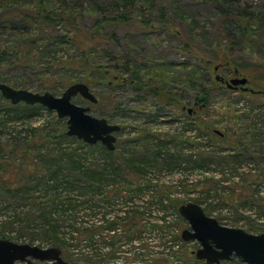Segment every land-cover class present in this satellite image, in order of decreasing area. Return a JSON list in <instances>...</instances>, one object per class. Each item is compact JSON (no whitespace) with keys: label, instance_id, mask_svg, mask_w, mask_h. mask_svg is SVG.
I'll use <instances>...</instances> for the list:
<instances>
[{"label":"trees","instance_id":"16d2710c","mask_svg":"<svg viewBox=\"0 0 264 264\" xmlns=\"http://www.w3.org/2000/svg\"><path fill=\"white\" fill-rule=\"evenodd\" d=\"M138 1L144 2L0 0V70L4 66L16 64L13 58L28 63L26 60L29 56H38L39 64L43 66L53 59L51 65L81 71L82 75L76 82L83 81L82 77L92 72L105 78L109 75V81L105 80L107 84L113 79L127 80L156 98V117L163 115L166 108L172 107L183 111L189 119L187 125L175 126L173 134H152L147 142L149 147L136 148L131 156L127 155L129 150L120 153L117 146L110 149L98 142L101 158L103 159V155L105 157L103 162L97 160L86 163L80 152H69L66 146L62 148L63 145L58 144L59 153L52 154L53 159L58 155L57 160L49 162V168L38 181H29L30 192L39 190L40 187L45 193L48 209L45 206L32 205L26 211L23 209L17 217L22 220L27 215L29 219L34 214L31 223L36 224L33 228H38L39 234L48 238L51 244L61 243L69 246V249L72 246L75 253L82 254L81 260L84 264H95L94 255L100 256L105 248H109L114 257L118 249L125 248L132 251L129 258L135 260L134 262L139 260L140 263L136 264H143L146 261L145 256L151 254L148 252L161 246L163 252H170L174 262L184 264L173 254L172 249L176 243L169 239L167 233H163V241L159 235L160 230L157 229L160 226L159 221H169L166 210L161 205L172 203L176 217L182 218L179 205L184 200L182 197L173 196L181 192H173L175 184L164 179L162 172L164 175L178 173L177 184L184 188L182 191L194 193L184 197L200 203L207 213L216 214L220 222L225 217L228 219L230 215H240L248 218L251 225L248 231L264 230V189L260 188L264 186V88L256 90L243 85L241 95L247 98L248 105L246 103L242 108H237L236 104L241 98L239 96L238 100H230L229 92L239 89L228 88L226 82L224 85L208 84L210 71L207 74V70L210 69L212 60L204 57L200 59L204 73L193 78L197 76L195 72L198 68L188 71L191 87L189 90H182V93L176 86H169L162 77L160 79L158 75L150 76L147 72L149 69L145 72L144 67L133 65L130 58L125 59L119 67L114 63L113 69L117 74L111 75L109 63L105 62L104 57L109 46L114 43L116 33L104 31L105 27L112 26L115 30L136 21ZM203 1L212 3L217 10L219 27L216 35L226 41V49L239 47L264 28V6L258 8L240 0ZM130 2L133 5L128 8ZM152 2L155 3V0ZM168 11L167 4L165 6L163 2L159 12L155 13V18L160 23L171 21L175 25L174 18L168 15ZM96 12L95 23L86 28L88 15ZM60 25L70 26L73 30H60ZM7 31L19 34L20 39L6 40L3 34ZM184 42L192 50L191 42ZM222 61L218 64L219 67L224 64L234 74L248 70L252 73V81H264L262 62L240 63L230 59L227 54ZM31 67L34 68L33 63ZM0 81L9 84V81L1 77ZM87 81L90 82L89 79ZM20 82L28 83L27 80ZM72 83L74 80H67L62 86ZM213 90L228 95L220 111L213 103ZM0 99L6 100L1 92ZM189 104L195 109L191 108L189 111ZM24 106L30 113L48 111L39 103H24ZM55 118L62 125L61 137L78 144V148L90 145L77 136L68 134L66 118L57 115ZM195 130L199 135L191 134ZM172 147L174 148L171 149ZM48 153L51 154L49 151ZM194 170H201L204 174L193 177ZM0 182L1 188L5 190L8 187L11 190L4 185L5 180L1 176ZM75 191H78L83 200L71 196ZM33 194L22 196L32 200ZM147 194L153 195V198H147ZM243 208L249 210L250 214H241L239 210ZM74 214L76 215L73 219ZM250 215L255 216L254 219H260L263 226L254 222ZM153 217L158 222L151 227L158 231H148L150 233L146 238L153 240L154 244L147 253H141L140 250H146L148 245L142 235L146 232L144 227H149L147 222L153 220ZM142 219L147 224L143 225ZM126 231V237L121 235ZM156 232L158 240L155 241ZM125 259L128 261V258ZM192 259L190 264H206L204 260L196 258V255ZM70 262L78 264L76 260ZM224 262L242 264L237 257L214 264Z\"/></svg>","mask_w":264,"mask_h":264},{"label":"rangeland","instance_id":"374dc122","mask_svg":"<svg viewBox=\"0 0 264 264\" xmlns=\"http://www.w3.org/2000/svg\"><path fill=\"white\" fill-rule=\"evenodd\" d=\"M97 1L109 2L110 0ZM163 2L165 6L167 4L169 8L168 15L174 18L175 25L171 21L160 23L156 20L155 13L159 12ZM240 2L253 4V6L258 8L264 6V0H240ZM132 5V2H130L127 7ZM136 6L139 9L136 10V21H132L129 25H122L115 30L112 26L105 27L104 31H114L116 33V39L109 46L107 55L104 57L105 62L109 63L111 75L117 74L113 69L114 63H117L119 67L125 59L130 58V62L133 65L144 67L145 72L149 69L147 72H149L150 76L158 75L160 79L162 77L168 82L169 86H176L179 92L182 93V90H189L191 87L188 82L189 78L191 79L188 71L198 68V71L195 72L197 76L193 78L200 77L204 73L202 69L203 63L200 60L204 57L212 60V64L209 66L210 69L205 67L206 70L208 69L207 74L210 71V78L207 80L208 84L211 83L210 85L214 86L226 84L224 80L217 79V75H220L226 81L239 76L248 78V82L244 84L245 88H254L256 90L264 88V81H252V73L248 70L234 74L230 68L226 69L224 64L221 67L218 65L223 62L222 60L226 57V54L233 61L240 63L245 61L264 63V28L258 30L247 42H243L239 47L229 50L225 47L226 41L216 35L219 27L218 13L215 6L210 2L203 0H155V3H153L152 0H144V2L138 1ZM95 16H97V12L88 15L86 28L95 23ZM59 27L61 28L60 30H73L70 26L60 25ZM32 29L35 30L33 27ZM3 37L6 40L13 39L18 41L20 39L19 34L12 31L5 32ZM183 39L191 42L193 45L192 50L187 48ZM31 57L33 61H31ZM13 60H15L16 64L4 66L3 70H0V77L9 81V84L14 87H25L37 92L51 91L56 95H61L67 87L62 86L64 82L67 80L76 82L82 75V72L76 69L67 70L66 68H59L58 65H51L53 59L50 60L49 64L46 63V66L39 64L38 56H29L26 60L28 63L19 61L16 58H13ZM32 63L34 68L31 67ZM86 74L88 75L82 77L83 82L90 86L99 102H91L80 94L74 95L73 100L82 105L92 106L91 111L94 115L105 116L110 122L120 124V130L115 133L117 136L116 146L120 153L129 150L127 155L131 156L136 148L149 147L147 142L151 139L152 134L170 135L175 132H173L175 126L181 127L183 124L187 125L188 123L187 115L183 111L172 107L166 108L163 115L156 117V98L127 80L113 79L111 83L107 84L105 80L109 81V75L105 78L95 72ZM86 79H89L90 82ZM144 79L146 80L147 78ZM22 80H27L28 83L22 84L20 82ZM244 87H236L239 90L229 92L231 95L230 100H238L240 96L241 99L236 104L237 108H242L248 102L247 98L241 95ZM212 94L213 103L216 109L220 111L228 95L215 90H213ZM24 103L13 104L7 98L6 100L0 99V176L5 180L3 182L4 185L11 188L10 190L6 187L4 190L0 186V238H9L19 243H30L43 248L62 247V256L66 260H76L78 264H84L81 260L83 258L82 254L75 253L72 246L69 249V246L67 247L61 243L51 244L48 238H44L39 234V229L33 228L36 223H31L34 214L29 219L26 215L23 218L24 220L19 219L17 215L19 216L23 209L26 211L28 208L33 207L32 205L36 207L38 205L45 206L48 209L45 193L40 187L39 190L34 191H32L31 187L32 192H30L28 190L30 188L29 181H38L49 168V162L57 160L58 155H55L53 159L52 154L54 152L56 154L59 153L58 144L63 145L62 148L66 146L69 152H74L75 150L80 152L86 163L97 160L103 162L105 157L103 155V159L101 158L98 142L89 143V146L84 145L78 148V144L71 143L68 139L61 137L62 125L60 126V123H57L55 115L58 116V114L56 111L48 110L42 112V110L40 113H30L26 111ZM188 107L195 109L192 104H189ZM191 134L199 135L196 130L191 132ZM46 153L48 154L46 155ZM136 155L133 156L135 157ZM199 174L202 175L204 173L201 170H194L193 177H197ZM161 176L168 181L170 180V184H175L173 192H181V194L176 193L173 196L184 198L182 200L183 203L189 201L184 196L194 194L182 191L184 188L177 184L178 173L164 175L162 172ZM6 181L8 182L6 183ZM260 188L264 189V186ZM29 193L31 195L34 193L32 200L22 196ZM71 196L73 198L78 197V200H83L78 191L72 192ZM146 197L150 199L153 198V195L147 194ZM161 207L166 210V216L169 221H159L160 226L157 229L160 230V238L164 241L163 233H167L169 239L176 243V246L172 249L174 251L173 254H176L177 259L182 260L184 264H190V262H193L191 260L195 256V251L199 248V243L197 241H186L182 238L183 230L189 227L188 221L184 217H176L172 203L168 202L165 206L161 205ZM239 212L244 215L250 214V211L244 210V208L239 210ZM75 215L72 217L73 219ZM210 215L216 217V214ZM254 217L251 216L253 219ZM153 218V220H148L147 222L149 227L143 226L146 232L142 235L148 245L145 247L146 250H140L141 253H147L149 247L154 244L153 240L146 238L150 233L148 231H152V229L158 231L151 227V225L158 222L155 219L156 217ZM227 218L225 217L221 222L233 227H243L246 230L251 226L248 223V218L240 217V215H230ZM70 221L73 220L70 219ZM259 221L260 219H254V222L262 225V221ZM36 222L38 223V221ZM141 222L143 225L147 224L146 220L142 219ZM255 232L260 233L264 232V230H256ZM126 233L127 231L121 235L126 237ZM156 240H158V232H156ZM160 248H152L148 252H151V254L145 256L146 261H143V264H178V262H174V257H172L170 252L166 254V252H163L164 250H161L163 248ZM118 250L114 257L109 248L103 249V254L100 256L98 254L94 255L93 263L136 264V262H139V260L134 262L135 260L129 258L132 251H127L125 248ZM118 255L125 257L117 258ZM125 258H128V261ZM34 262L35 264L44 263L38 260ZM241 262L242 264H248ZM223 264L241 263L224 262Z\"/></svg>","mask_w":264,"mask_h":264},{"label":"water","instance_id":"95a60500","mask_svg":"<svg viewBox=\"0 0 264 264\" xmlns=\"http://www.w3.org/2000/svg\"><path fill=\"white\" fill-rule=\"evenodd\" d=\"M217 79L224 80L220 75H217ZM247 82V77L236 76L228 80L227 85L238 87ZM0 92L13 104L39 103L50 111H56L59 117H66L69 135H75L91 144L102 142L110 149L116 146L115 133L120 130V124L94 115L90 105L73 101V96L77 94L91 102L98 101L86 82H74L61 95H56L51 91L37 92L0 81ZM179 212L189 223V227L182 232L183 239L197 240L200 243L195 251L198 259L214 264L236 256L248 264H264V232H250L243 227L223 224L195 201L181 204ZM35 260L44 262L43 264H74L62 256V250L57 246L43 248L0 238V264H35Z\"/></svg>","mask_w":264,"mask_h":264},{"label":"flooded vegetation","instance_id":"af4514ba","mask_svg":"<svg viewBox=\"0 0 264 264\" xmlns=\"http://www.w3.org/2000/svg\"><path fill=\"white\" fill-rule=\"evenodd\" d=\"M224 81L227 83L226 79H224ZM242 86H243V85H241V84H240V85H238V87H242Z\"/></svg>","mask_w":264,"mask_h":264},{"label":"built area","instance_id":"2783aa9c","mask_svg":"<svg viewBox=\"0 0 264 264\" xmlns=\"http://www.w3.org/2000/svg\"><path fill=\"white\" fill-rule=\"evenodd\" d=\"M207 264V263H206Z\"/></svg>","mask_w":264,"mask_h":264}]
</instances>
